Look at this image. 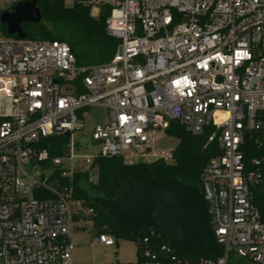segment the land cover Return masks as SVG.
Instances as JSON below:
<instances>
[{
    "label": "built area",
    "instance_id": "1",
    "mask_svg": "<svg viewBox=\"0 0 264 264\" xmlns=\"http://www.w3.org/2000/svg\"><path fill=\"white\" fill-rule=\"evenodd\" d=\"M27 1L0 0V264H74V218L94 211L61 180L90 172L96 182L99 156L133 165L153 155L172 124L216 146L201 184L224 256L195 261L230 264L235 253L264 264L255 203L264 185V0H71L107 14L119 42L110 62L93 66H79L67 43L6 35L2 15ZM93 107L107 110L92 130L96 154L77 140ZM62 136L65 153L52 158L42 143ZM77 161L88 169H60ZM96 240L118 245L106 233ZM132 241L137 261L128 264H191L148 235Z\"/></svg>",
    "mask_w": 264,
    "mask_h": 264
},
{
    "label": "trees",
    "instance_id": "2",
    "mask_svg": "<svg viewBox=\"0 0 264 264\" xmlns=\"http://www.w3.org/2000/svg\"><path fill=\"white\" fill-rule=\"evenodd\" d=\"M38 7L42 11L43 21L40 24L23 25L27 39L67 43L79 66L105 64L116 54L119 42L108 35L107 14L104 12L95 18L90 7L75 5L68 8L64 0H38ZM2 29L6 34V28ZM168 134L179 140L177 148L172 152V163L159 159L127 165L120 157L99 156L92 166V172L97 174L96 182L90 181V172L75 173L71 180L63 178V186H71L73 189V199L81 201L86 211H94L82 218L75 216V222H92L97 236L109 234L116 238L118 244L122 239L132 240L118 231L113 218L93 200L98 197L108 200L118 198L123 182L136 175H144L148 180H157L160 183L170 179L178 180L202 192L201 175L207 163L216 155L215 144L207 146L206 138H194L176 124L170 126ZM68 143L67 137H52L42 143V148L47 149L52 158L61 157ZM255 194V203L264 223V185ZM148 237L152 243L169 245L167 237L161 231H155ZM190 263L197 264V261L191 260ZM230 264H234L232 259Z\"/></svg>",
    "mask_w": 264,
    "mask_h": 264
},
{
    "label": "water",
    "instance_id": "3",
    "mask_svg": "<svg viewBox=\"0 0 264 264\" xmlns=\"http://www.w3.org/2000/svg\"><path fill=\"white\" fill-rule=\"evenodd\" d=\"M42 21L38 0L19 4L13 12L1 17L7 35L19 39L27 38L24 24H40ZM93 202L113 218L121 234L132 239H142L161 231L171 250L184 260H218L224 256L210 226L205 197L198 188L174 179L160 183L136 175L123 182L118 198L98 197Z\"/></svg>",
    "mask_w": 264,
    "mask_h": 264
},
{
    "label": "rangeland",
    "instance_id": "4",
    "mask_svg": "<svg viewBox=\"0 0 264 264\" xmlns=\"http://www.w3.org/2000/svg\"><path fill=\"white\" fill-rule=\"evenodd\" d=\"M66 7H73V1L67 0ZM92 15L97 18L98 10H92ZM85 137H78L83 145L88 146V151L91 154L99 152V147L92 143L91 134L93 128L97 124H104L107 121V110L100 107H93L86 111ZM161 140L156 144L153 150V155L147 154L144 158H133L134 163L138 162H153L158 158L165 159L168 163H172V152L177 148L179 140L169 134H160ZM156 154V155H154ZM61 170H69L71 173L76 171H85L88 166L85 163L77 161L71 166L69 163H63ZM29 172L34 173L31 167H28ZM51 173V172H49ZM97 174H94L96 177ZM96 181V178L94 179ZM95 194H92L93 197ZM97 235L94 232L93 223L89 221H80L75 226L73 231V244L75 250L73 253L74 264H112V263H134L137 261V247L132 240H120L116 247H104L97 240ZM232 261L234 264H255L247 259L241 258L233 253Z\"/></svg>",
    "mask_w": 264,
    "mask_h": 264
}]
</instances>
